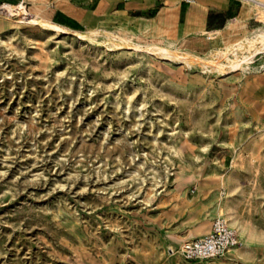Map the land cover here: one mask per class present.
<instances>
[{
	"label": "rangeland",
	"instance_id": "obj_1",
	"mask_svg": "<svg viewBox=\"0 0 264 264\" xmlns=\"http://www.w3.org/2000/svg\"><path fill=\"white\" fill-rule=\"evenodd\" d=\"M238 1L220 36L11 17L0 264H264V0ZM219 215L240 243L186 260L182 243Z\"/></svg>",
	"mask_w": 264,
	"mask_h": 264
},
{
	"label": "crops",
	"instance_id": "obj_2",
	"mask_svg": "<svg viewBox=\"0 0 264 264\" xmlns=\"http://www.w3.org/2000/svg\"><path fill=\"white\" fill-rule=\"evenodd\" d=\"M19 2H24L32 15L70 32L97 30L105 23L120 19L141 23L154 35L175 32L190 36L206 31L220 36L227 29L228 21L240 17L244 11L238 0H0L10 5ZM17 26L11 17L0 18V32ZM260 79L256 90L264 95V78Z\"/></svg>",
	"mask_w": 264,
	"mask_h": 264
},
{
	"label": "built area",
	"instance_id": "obj_3",
	"mask_svg": "<svg viewBox=\"0 0 264 264\" xmlns=\"http://www.w3.org/2000/svg\"><path fill=\"white\" fill-rule=\"evenodd\" d=\"M23 4L27 8L24 2H19L13 6L21 10ZM5 5L0 3V16L8 17L9 14L5 10ZM239 243L237 230L226 216L219 215L214 218L208 233L186 239L180 247V253L188 261L212 259L225 255Z\"/></svg>",
	"mask_w": 264,
	"mask_h": 264
},
{
	"label": "bare ground",
	"instance_id": "obj_4",
	"mask_svg": "<svg viewBox=\"0 0 264 264\" xmlns=\"http://www.w3.org/2000/svg\"><path fill=\"white\" fill-rule=\"evenodd\" d=\"M4 7H5V10L7 11V13L9 14L8 17H14L17 15V16H19V19H17V21H19V22L20 21L21 22L35 21V22L39 23L41 26L48 28L50 30H53L55 32L70 33V30H68L67 28H65L63 26H60L56 23H52L51 21H48L46 19L40 18V16L32 15V13H30L29 10L27 8H25L24 4L21 6V8H22L21 10H19L18 7H14L13 5H10L8 3ZM201 231H202V229H201ZM201 231L199 233H201Z\"/></svg>",
	"mask_w": 264,
	"mask_h": 264
},
{
	"label": "trees",
	"instance_id": "obj_5",
	"mask_svg": "<svg viewBox=\"0 0 264 264\" xmlns=\"http://www.w3.org/2000/svg\"><path fill=\"white\" fill-rule=\"evenodd\" d=\"M81 29H83V28L81 27Z\"/></svg>",
	"mask_w": 264,
	"mask_h": 264
}]
</instances>
